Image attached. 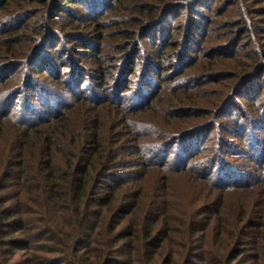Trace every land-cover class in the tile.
<instances>
[{"label": "trees", "instance_id": "1", "mask_svg": "<svg viewBox=\"0 0 264 264\" xmlns=\"http://www.w3.org/2000/svg\"><path fill=\"white\" fill-rule=\"evenodd\" d=\"M11 1L0 0V81L14 87L0 93V264H206L208 235L228 241L208 264H264V20L250 17L264 0H19L24 14ZM112 11L129 30L104 32ZM77 48L86 62L70 68ZM105 50L117 65L100 73ZM156 101L199 121L168 135ZM199 178L208 192L194 193Z\"/></svg>", "mask_w": 264, "mask_h": 264}, {"label": "rangeland", "instance_id": "2", "mask_svg": "<svg viewBox=\"0 0 264 264\" xmlns=\"http://www.w3.org/2000/svg\"><path fill=\"white\" fill-rule=\"evenodd\" d=\"M241 2L248 3V0H238L237 1V5L240 6ZM261 3H263V2H261ZM25 5H26V3L25 4L23 2L19 3V0H12L11 3L9 4V6H8V11H11L14 14H24V12L27 11V9H23L25 7ZM263 5H264V3H263ZM263 5L262 4H257V2H254L253 4H250V9H253V10H250L252 12L250 17L255 18L257 20L258 19L259 20H264V6ZM114 14H115V12H113V11L111 13H108V15L104 18L105 20L102 21V24H104V26L107 27L104 32L108 33V34H112L113 32L129 30L130 27L127 26V25L120 24L119 17H117V16L114 17ZM115 21H117V22H115ZM218 23H221V20H218ZM217 25H219V24H216V26ZM216 30H217L216 33H221L223 31L219 27ZM130 32H132V30ZM135 34H133V35H135ZM20 35H24V36H20ZM25 35H30L31 36V30L26 31V32H20L18 34V37L20 36V37H24L25 39H27L28 37L25 36ZM134 39L135 40L139 39L138 35H136ZM124 40L126 41V39L123 38L121 40V42H118V43H123ZM215 40H216L215 38L212 39V41H215ZM209 41H211V40L209 39ZM75 51L76 52L71 53L72 55L64 56V60L63 61H66V63L68 64V67H70V68H71V66H73L75 64L76 61L78 63H79L80 60L83 61V62H86L85 60L82 59V58H85L84 57V53H83L84 50L81 49V48H77ZM105 51H107V53H105V58H104V56L102 54H99V56L102 57L105 60V64L102 63V61H101V63L97 62V65H100V66L104 67L103 69H97V71H99L100 73L102 71H106L107 73H109L111 71V67L112 66L116 67V65H117V62L113 61L112 59H115V55H118V52L117 51L114 52V51H110V50H105ZM167 52L169 53L167 56H169V55L172 56V54H173L172 48H170ZM1 57H3V53H0V58ZM88 61H90V63H91V59H88ZM206 62L207 61L202 62V64L200 66H198V64H197L195 66V69H198L200 72H202V70H204V69H206L208 67V65H204V63H206ZM90 66H92V65H90ZM63 69H65V68H60V71H59L60 72V76H61V78L58 76V79L60 80V84H62V83L65 84V82H67L68 85H69L70 83H73L72 79L75 78V75L74 76L71 75L73 72H71V71L66 72V70H63ZM137 71L139 73L140 69L137 70ZM25 74L28 75L27 71L24 70L23 73L18 74V78L23 79ZM46 74L49 76L48 73H46ZM92 74H94L93 71H92ZM36 77L39 79V84L41 85V87H40V85L38 86L40 88V92L44 93L46 95V98H48V99L52 98V94H49V92L52 93L50 90H52L54 88H52L50 86V84L43 85L44 80L47 79L46 75L44 77H40V76H36ZM87 83H88V78H86V80H85V84H87ZM9 84H11V83H6V81H3V82L0 81V93H2V90L9 91V90H11V88H14V87H12L13 83L11 85H9ZM170 86H174V84H171ZM23 92L25 93L26 91L24 90ZM40 92H39V94H37V93L33 94L34 97H35L34 99L37 100V103H38V99L41 96ZM203 92L205 94L203 93L201 95V97H203L202 99H208L207 101H211L212 103L213 102L215 103L217 101L215 98L218 97V94H214L212 96L209 95L208 97H205V95L207 96L206 89ZM166 95L167 94H165L163 97L165 98ZM1 96H3V95H1ZM23 96H25V95L23 94ZM198 96H199L198 98H200V94ZM200 101H201V99H198V102H200ZM21 102L23 104H26L27 99L25 97H23ZM161 105H162V103L159 102V101H156L155 103L152 104L151 108L153 109V115L155 113H162V114H164V115H166L168 117L167 111L165 113L163 111L156 110V107H161ZM166 105L168 106V110L175 111V107H174V105L172 103L166 104ZM200 106H204V107L210 109L209 104H207V103L204 104V105H200ZM210 110L212 111V109H210ZM253 119H254V117H253ZM165 120H166V130H167L166 132L168 133V135H171L172 133H176V132H179V131L186 130L187 128L194 126V124L199 121L198 117H196L195 119L190 117L188 121H183L182 119L174 121V118H170V117H168V120L167 119H165ZM206 121H208V119L200 121L196 126L201 125V124L205 123ZM240 128H243V121L240 122L239 129ZM251 128L252 127L249 126V128H247L246 130L250 131ZM254 130L256 131V133L258 135V138H261L262 135L264 134V127L256 126L254 128ZM240 137H243V136H240ZM249 137H250V135H249ZM238 140H239V138L236 141L234 140L235 144H237V142H239L240 143V147H242L243 144L241 143V141H238ZM125 148H127V145L123 147V149H125ZM217 148L218 147L215 144L206 147L205 151L201 154V157L203 158V160L210 161L211 158H213V156L217 153ZM127 155H129V154H126L124 156V158H123L124 161H126L127 163H130V164H135L137 162V159H135L134 156H127ZM236 162L241 167H243V165H249L250 164V163L245 162V161H243V162H240V161H237V160H234V162L230 161V163H232L234 166H237V165L234 164ZM201 166H205V165L201 164ZM237 167H239V166H237ZM251 168H252V164H250V169ZM199 180H200V184L202 186V190H199L200 188H198V189L195 188V192L194 193H196L197 191H199L200 194L202 192H204V191L208 192V189L207 188L205 189L204 185L202 184L203 182H201V181H204V180L202 178H199ZM174 188H177V187L174 186ZM177 195L180 197V199H182L181 196H183V195L181 193L178 192ZM203 225H206V222ZM215 237H217V236H215V235L204 236L203 240L206 241V244L208 242L209 244L212 245L211 249L208 248L205 251V253H204V257L207 259L206 261H204L206 264L213 262L214 258H217L218 263H220L222 258H223L222 255H223L224 252H223L221 247L226 246L228 241H227L226 238L222 239V237H220V238H215ZM242 251H244V250H242ZM17 257L20 258L21 257V253ZM199 263L200 262H198L197 264H199Z\"/></svg>", "mask_w": 264, "mask_h": 264}]
</instances>
